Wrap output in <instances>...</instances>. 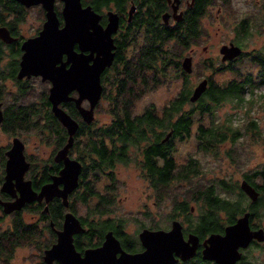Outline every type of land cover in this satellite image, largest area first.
<instances>
[{
    "label": "clouds",
    "instance_id": "obj_1",
    "mask_svg": "<svg viewBox=\"0 0 264 264\" xmlns=\"http://www.w3.org/2000/svg\"><path fill=\"white\" fill-rule=\"evenodd\" d=\"M59 2L63 5L64 9L65 0H59ZM75 2L80 11L87 10V12L91 14L87 6L82 7V5H86L87 0H75ZM129 2L135 3V0H129ZM169 2L175 4L176 0H169ZM186 2H188V0H186ZM31 3L34 5L32 8L26 9L19 17L13 16L10 20L18 39L21 36H31L34 37V39H38L49 23V10L53 16V0H34V2ZM45 4L48 6L45 7ZM227 8L231 12V18L228 20V23L220 29L214 39L223 43L235 39L241 47L258 50L260 54L264 56V47H262L264 46V0H230ZM242 16H247L249 18V24L243 33H239L237 30V22ZM64 27L65 24L58 30L55 21V29L57 31L63 30ZM87 30L88 32L93 31L91 27ZM29 41V39H26L24 45ZM73 42L71 44V49ZM76 42L79 43V41ZM167 46L168 45H165V47ZM197 51L199 52V49H197ZM232 51L234 52L235 50L233 49ZM213 52L215 53V64L221 63V55H223L225 61H227L228 49H225L223 52L213 49ZM25 53V47L23 55L21 56L17 50L11 46L8 38H5V36L0 37V72L5 74L10 73L14 70V66L18 64V70L21 74L31 76V79L24 81V83H26L29 90L34 95H39L43 91L40 78L44 77L48 79L52 87L53 81L49 76H45L40 72H23L22 62ZM62 53L67 54V61L71 63V61L68 60V53L66 51L59 52L58 60H60ZM204 55L207 54L200 53V56ZM55 62L52 65L53 68H56ZM61 64H63V62H61ZM100 67L97 69L96 73L99 72ZM247 71L253 81L264 79V65L257 63L247 69ZM20 83L21 82L17 81L14 77H9V83L5 88V95L8 99L20 93ZM245 98L255 99L258 105H264V83L251 88ZM62 99H66V97L63 95L56 98V100ZM254 111H259V109H255ZM81 116L87 119L88 114L85 115V112L80 110L79 115L73 114V119L79 120ZM63 118L67 120V117ZM253 118L255 117L245 115L243 109H240L236 111L234 116L230 117V122L234 126L240 127L244 125L248 119ZM220 122L219 120L217 121L218 124ZM257 123L264 129V119L258 120ZM68 124L69 130H71V121H68ZM0 131H3L9 139L11 136H20L25 145V151L23 153H21L18 143L10 146L6 142L4 145L0 146V201H14L13 203H0V237H7L4 243L0 245V250L3 252V255L0 256V264H62L61 259L54 255L46 254L51 252L53 246L60 244L61 235L64 233L65 223L68 218H71L74 222L75 230H79V225L76 224L71 216H65L63 214L64 210H60L59 214H49L47 217H44L38 206L28 203L30 198L22 196L20 189L16 186V176L8 177L7 162L10 157L8 154L5 155L9 147H11V150L17 147V155L22 162L25 158H28L35 163L37 157H40V163L46 164L56 150L57 141L52 140L47 144H42L38 139V130L30 128L27 124H15L10 128L0 129ZM242 140L244 143L241 145L239 154L236 159L232 161L231 166L226 167L223 172V179L227 186L215 185L214 191L209 193L213 198V203L204 204L203 199H197V211L194 213L185 211L184 209H177V202L186 199L183 194L173 193L169 190L168 193L164 195L163 199H161L160 189L152 188L149 191L147 180L143 181V191L137 189L131 193L132 203L125 202L124 204H117L114 198L115 194L109 193L103 188V185L98 186L101 188V191L96 192L95 195L90 196L88 199H83V189L77 186L78 182L75 178L74 170L71 172V178L69 180L62 178V172L59 173L54 189L50 187L51 185H48L46 188L50 189V191L41 194L44 190L41 189L40 195L45 198L66 196L68 198V208L74 213L79 214L82 219L86 220L90 228L95 230L98 234L106 231L109 226L126 228L130 219L128 216L129 211L132 213L131 220L136 224L138 229L144 227L145 221L154 227L158 219L163 220L165 226L170 227V230L155 232L140 231L139 236L142 241L141 236L145 232L148 234L160 233L168 235L173 233V229L175 228V236L178 238L180 244H183L189 251L181 254L177 252L175 248L170 249L168 252L170 264H197V261L193 259V249L196 247L197 241L195 236L189 234L192 232H197L201 235L209 232L219 233L216 235H207L206 239L203 241V256L208 258V264H264V208H260L255 212L254 222L251 225L252 228L260 229V231H249V224L246 222L247 217H245L244 214L253 213L254 211L252 206V195L249 192L241 191L242 186L240 185V181L245 178V175H250L252 161H264V156L259 155L260 153H264V131H262L260 138L254 141H250L247 137H242ZM9 152L10 151H7V153ZM80 155L81 151L77 149L73 159L79 158ZM92 158L93 154L89 152L88 159L91 160ZM96 159H99V157H96ZM206 161L209 163L202 168V171L210 175L212 173L209 169H214L220 163V160H213L210 155H205L203 159H200L199 165L195 166L199 167L200 165H205ZM102 166L105 169L113 167V165L108 164L106 161L102 162ZM73 169H75V165ZM22 172L23 170L19 173V181L21 184H26L21 179ZM6 179L11 186V194L4 188ZM25 179H33V170L30 169L29 173L25 174ZM120 179H125V177L121 176ZM253 179H255L257 183H260L258 179ZM79 183L82 184V181ZM56 184L63 185L62 189H57ZM26 185L27 191L31 193V185ZM129 185L131 186V181H129ZM121 194L123 195V193ZM101 195L110 199V203H108L107 206L96 204V201ZM149 195L152 198V206L150 207L148 204L142 205L140 201L144 200ZM262 198H264V191H262ZM201 204L204 205L203 208L200 207ZM138 209L141 210L140 219L135 218V213ZM237 216L242 217V219L235 220V223H232ZM173 218L178 222H173L169 225L168 221ZM53 220L55 221L56 227L63 229L61 232H55L54 236V229L50 223V221ZM27 221L32 222L34 235L29 239L22 240L17 234V225L24 224ZM37 221H39V224H37ZM229 223H232V226L225 228L224 225ZM181 225H183V228H181ZM134 235L135 232L131 234V236ZM123 236L126 243L131 242V237L127 231L123 233ZM190 237L192 239H190ZM211 237H215L217 241L226 240V255L220 258L216 256H205V249L211 247ZM109 239L115 243L118 249L113 251L112 258L114 260L118 259L121 255L120 248L117 241L114 240L111 235L106 236L102 245L94 250L100 249ZM67 243L76 258L81 259L80 256L73 251L69 233L67 236ZM143 246L144 250L139 254L146 251V245L144 243ZM21 248H23V251H20ZM45 249H48V251L45 252ZM117 253H119V255H117Z\"/></svg>",
    "mask_w": 264,
    "mask_h": 264
},
{
    "label": "trees",
    "instance_id": "obj_2",
    "mask_svg": "<svg viewBox=\"0 0 264 264\" xmlns=\"http://www.w3.org/2000/svg\"><path fill=\"white\" fill-rule=\"evenodd\" d=\"M126 1L87 0V3L99 12H103L107 8L123 11L126 7ZM210 1L195 0L194 7L189 12L191 15L184 17L182 22H179L177 26H170L160 21V13L165 6L162 0H135L137 14L133 18V21L138 27L143 25L144 43L132 54L126 56L124 50L127 49L131 41L135 40V35H133V38L131 37L132 29L129 30L130 33L120 35V43L114 52L112 64L103 71L106 73V77L103 76V79L107 80L109 86L107 93L103 95L110 99L108 111L111 113V119L96 126L94 131H104L103 135L109 139L107 142L108 149L105 148L103 143L100 144V147L103 149L93 144L92 152H98L99 159L93 160L91 164L82 165L80 182L82 181L83 186V199H88L90 196L95 195L96 192H99L93 188L90 180L87 179L88 171L95 168L104 171L105 168L102 166V162L105 161L113 166L118 162L127 163L135 161L139 163L138 166L146 167L153 179L150 186L158 187L162 192L160 198L164 197L165 188L169 184V179L173 175L172 170L175 166L178 170L176 174L179 180L181 178L189 179L192 174H200L199 167L195 166L198 165L196 159L189 158L185 164L177 166L173 156L170 154L172 147L171 137L183 138L184 136L191 135V127L195 121V110H198L201 115L203 113L208 114L210 119L208 123L199 120L195 126V134L200 149L216 152L222 143L226 141L234 143L241 136V132L235 127L223 122L218 124V120L216 119L214 121L213 114L214 109L227 100H232L236 104L242 103L246 97L245 94L251 88L257 86L258 82L264 81V79H259L258 81L251 80L249 73L240 76V80H229L225 84L213 83L210 77L205 90L194 102L189 100L191 85H189L186 79L177 95L161 108V113L156 112L153 104L148 105L139 115L132 112L136 100L147 91L158 86L161 82V75L164 74L167 66L174 62L176 63L177 56L188 45V40L200 33L201 27L198 15L201 14L206 4L210 3ZM239 27H241V30L238 29L239 33H243L246 30L244 27L242 29V22L239 24ZM173 37L177 40V43L174 44L175 46L168 45V41ZM165 45L168 46L165 47ZM11 46L19 53L18 48L14 47L13 44ZM258 60L264 65L263 59L259 58ZM16 66H14V70L10 73L5 74L0 72V79L8 76L15 78ZM43 82L47 83V80ZM19 88L20 93L13 97V105H8L10 112L4 113L2 120L3 129L10 128L15 124H27L30 128L38 130V136L41 141L49 143L52 140H56L57 149L64 142L65 134L67 135V133L50 111L46 87L39 95H34L24 82L19 84ZM105 88L104 85V90ZM4 89L5 85L0 81V99L5 94ZM186 104H189L190 108H185ZM61 105L72 116L73 114L79 115L72 101L63 102ZM91 125L79 120L77 131H83V128L84 130H89ZM249 127L253 130L257 129L254 120L249 122ZM167 131H171L172 136L164 140ZM143 152L145 154L160 156L161 162L159 167L153 162L145 163ZM233 152V148L226 150V154H228L231 160H234ZM52 164H45L43 166L40 178L38 180L34 178L32 181L33 187L38 188L43 181L48 179V172L51 169L57 168L55 166L50 167ZM32 167L36 168V165L32 164ZM156 175L159 177L158 179H156ZM257 175L262 179L260 183H257L253 179ZM245 179L252 183L261 193L256 200L257 206H255V211L259 207L264 208V198H262V191H264V169L250 172V175H245ZM217 184L227 186L224 179L207 181L201 184L191 183V180H189L187 188L181 193L186 199L177 202V209L191 212L189 204L190 202L196 203L197 199H203L204 204L213 203V198L209 193L214 191V187ZM106 190L110 193V186ZM53 203L55 204H52L51 201L48 205L50 214H59V211L63 210L61 201L57 199ZM108 203H110V199L101 195L96 204L107 206ZM35 205L40 208L42 213L43 202H37ZM203 206V204L200 205L201 208ZM83 225L84 230L83 232L80 231L79 235H84L85 240L89 242L96 240L98 242L102 238V233L98 234L95 230L91 229L88 222L84 219ZM108 228H112L116 234L120 233V229L115 226H109ZM81 232L83 234H80ZM95 233L97 237L94 239L92 235ZM17 234L22 240L31 238L34 235L32 223L25 222L24 224L17 225ZM197 234L200 237L205 235ZM6 239L7 237H0V245ZM2 255L3 252L0 250V256ZM193 259L197 261V264L199 262H207L200 255L195 256Z\"/></svg>",
    "mask_w": 264,
    "mask_h": 264
},
{
    "label": "water",
    "instance_id": "obj_3",
    "mask_svg": "<svg viewBox=\"0 0 264 264\" xmlns=\"http://www.w3.org/2000/svg\"><path fill=\"white\" fill-rule=\"evenodd\" d=\"M18 1L25 5H31V2H34V0ZM44 6L47 7L48 5L45 4ZM83 6H87L91 14L88 13L87 10L80 11L75 0H65V7L63 9L62 5L61 8L63 24L59 26V19L54 9L53 0V16L55 20L49 10V23L46 26L44 32L41 34V36L38 39H34V37L29 36L22 40L20 44V50L22 51L20 54L21 56L23 55L24 47L26 48V53L22 62V71L34 73L40 72L43 73L45 76H49L52 79L53 87L48 79L44 77L40 78L41 81H49L50 84L47 89V100L50 103V111L67 132L65 142L55 151L53 155V160L55 162L62 161V166L58 169L57 173L51 175L50 181L42 183L37 189L33 188L31 180H27L24 178V173L28 169L30 162L26 158L23 162L21 161V159L17 155V147H14L12 150L11 147H9L7 151L10 152L7 153L6 151L5 153V155L8 154L10 157L9 161L7 162L8 177L16 176V186L18 189H20L22 196L30 198L28 200V203L33 201L41 202L43 200L45 202L43 206V211L47 210V203L53 196L45 198L44 196L40 195L41 189H44L41 194L50 191V189L46 188V186L48 185H51L50 187L54 189L56 179L59 173L61 172L62 178H64L65 180H69L71 178V172L74 170L75 178L78 182L79 173L82 168V164L79 160L73 159L68 155V150L73 144L74 134L76 133L79 127V121L73 119V116L61 105V103L66 101H72L79 114L80 110H83V112H85V115L88 114L87 119H84L81 116V120L86 124H90L94 119V108L97 105L102 92L100 74L106 67L112 64V61L114 59L115 44L113 42L112 33L117 29L118 26L119 17L117 12L113 9L106 10L104 13L106 15V23L105 25H102L99 22L101 14L97 12L94 8H92L89 3H87L86 5H82V7ZM177 8L178 0H176L175 4H171V13L166 11L161 13V18L164 24L168 23V17L170 15L176 20L180 18L181 14L177 12ZM134 9L135 5L132 4L128 9V18H130ZM55 21L56 28L58 30L61 29L65 24L64 29L61 31H57L55 29ZM89 27L93 29L92 32H88L87 29ZM2 36L8 38L9 42L13 40V37L9 34L8 30L4 26H0V37ZM26 39H29L30 41L24 45ZM76 41H79V43ZM72 42L73 45L71 49ZM75 44L77 45V49L74 48ZM225 49H228L227 60H231L239 56L242 52L241 47L232 42L221 44V46L219 47V51L223 52ZM233 49L235 50L234 52L232 51ZM60 51H66L68 53V60H70L71 63L67 61L66 53H62L60 56V60H58ZM63 56L65 57L63 58ZM221 60L225 61V57L223 55H221ZM54 62L56 68L52 67ZM61 62H63V64H61ZM99 67L100 70L96 73ZM181 67L187 73L191 72L192 68L190 55H187L182 59ZM18 69L19 65L16 70V78L20 79L23 77H31L21 74ZM206 85V78H203L199 82H197V84H195L189 95V100L192 102L196 101L200 97L201 93L205 90ZM73 90L76 92V94L74 95L71 94ZM63 95L66 97V99L56 100L57 97H61ZM84 100L87 101L88 106L82 104ZM63 117H67V120ZM2 119L3 114L0 107V123L2 122ZM68 121H71V130H69ZM17 143L20 145L21 153H23L24 144L19 137L15 136L12 138L11 145H15ZM74 165L75 169H73ZM22 170L23 172L21 173V179L24 181V183L31 185V193L27 191V185L21 184L19 181V173ZM240 185L242 186V191L251 193L252 200L257 197V190L247 180L242 179L240 181ZM62 187L63 185L56 184L57 189H62ZM4 188L7 189L11 194V186L8 184L7 179ZM60 198L62 199L63 205L67 206L68 198L66 196ZM13 202L14 201L12 200L0 201V203ZM249 214L250 213L244 214V216L247 217L246 222L248 224ZM64 215L71 216L72 219L76 222V224L79 225V230H75L74 222L71 220V218H68L65 223L64 233L61 235L60 244L53 246L51 252H48L46 254L54 255L57 258L61 259L62 264H170L168 258V252L170 249L175 248V250L181 254H184L185 252L189 251L183 244H180L178 238L175 236V228L173 229V233L168 235L160 233L148 234L147 232H145L141 236V241L139 236L140 231L155 232L170 230V227L168 229H150L144 227L138 232V237L141 244L143 245L144 243L146 245V251L142 254H139L140 252L131 254L124 251L121 248L119 241L113 235L112 231L108 230L105 232L104 238L108 235H111V237L117 241L121 252V255L118 259L114 260L112 258L113 251H116L118 249L116 248L115 243L110 239L100 249L94 250L95 248L100 247L102 245L104 239L102 240L100 245L96 247L86 248L83 251V254L77 251L73 246V251H75L81 258L77 259L76 256L72 253V250L67 243V236L69 233V239L72 242V234L78 231H83L84 226L81 224L78 217L72 212L66 211ZM239 219H242V217L238 216L235 220ZM173 222L178 221L173 219L171 220V223ZM232 223H235V221ZM232 223L227 224L224 227H231ZM61 231H63L62 228L57 230V232ZM249 231H260V229H252L249 225ZM189 234L195 236L196 241L198 243L199 240L197 235L193 233ZM216 234L219 233L210 232L208 235ZM206 237L204 239H206ZM190 239L192 238L190 237ZM210 242L211 247L205 249V256H216L217 258H220L226 255V240L217 241L215 237H211ZM195 249L196 247L193 249L194 254ZM47 251L48 249H45V252ZM201 256L203 259L208 260V258L203 256V247L201 249Z\"/></svg>",
    "mask_w": 264,
    "mask_h": 264
},
{
    "label": "rangeland",
    "instance_id": "obj_4",
    "mask_svg": "<svg viewBox=\"0 0 264 264\" xmlns=\"http://www.w3.org/2000/svg\"><path fill=\"white\" fill-rule=\"evenodd\" d=\"M229 3L230 0H211L210 3L208 2L206 4L204 10L201 12L202 14L201 17L199 18V24L201 27L200 33L196 35L194 38L188 40V45L184 49H182V51L177 56L176 63L174 62L173 64L167 66L166 71L164 72L163 75H161V82L158 84V86L150 91H147L138 100H136L132 110L134 114L137 115L141 114L145 110V108L150 104H153L155 106L157 113H161V108L165 104H167L170 99H172L174 96L177 95V93L179 92V90L183 85V82L186 79H187L186 81H188L191 87L197 84V82H199L204 75H208L209 77H211V80L214 83L225 84L229 80H233V79L240 80L239 78L240 76H243L246 73H248L247 69L256 65L257 63L261 64L258 59L261 58L264 60V56H262L260 52L258 53V50H253L244 47L242 48L244 51L242 57L241 58L238 57L239 58L238 60L237 58L234 59L232 61V64L226 66L224 61L221 60V57H220L221 60L220 64L214 63L215 53L213 52V49L219 51V47L221 46V44H223V42L216 41L214 37L218 34L220 29L228 23V20L231 18V12L227 8V5ZM106 10L108 9H104L103 12H105ZM241 22H242V29L243 27L246 29L249 24V18L247 16L240 17L237 22V30L238 29L241 30V27H239V24ZM133 26L134 27L132 29L131 37L133 38V35H135V40L131 41L127 49L124 50V54L126 56L132 54L144 43L143 25L138 27L136 26V24H134ZM176 43L177 40H175L173 37L171 40L168 41L167 44L174 45ZM197 49H199V52L197 51ZM200 53H206L207 55L200 56ZM189 54H191L192 56V65H191L192 70L191 72L187 73L181 67V61L185 56ZM0 81L3 82L6 88L7 84L9 83V78L5 77L4 79H0ZM41 83L43 89L45 90L46 87V91H47L49 84L43 81H41ZM258 83L262 84L264 83V81ZM105 87L106 88L104 94H106L107 89H109L107 83L105 84ZM246 95L247 93L245 94V96ZM30 97L32 98V96ZM12 98L8 99L6 97L4 103L11 101ZM85 105L88 106V103L86 102ZM109 107H110L109 97L102 96L98 104L95 106L94 119L90 123V125L91 124L94 125H91L88 131H94L96 126H98L103 122H108L111 119V113L108 111ZM185 108H190V105L186 104ZM240 109H243L245 115L254 116L255 118L248 119L244 125L240 127H236L228 119L234 116L236 114V111H239ZM255 109H259V111H254ZM194 119L195 121L191 127L192 130L191 135L184 136L183 138L173 139L172 141L173 146L170 149V154L173 156V159L177 164L184 163L189 158H194L197 160V163L199 165L200 159H203V156L205 155H210L213 158V160L219 159L220 163L214 169H209V171L212 173L210 175L202 171V168L205 167L207 163H209L206 161L205 165L199 166L200 174H192L189 177V179L181 178L179 180L177 176L173 177L169 182L168 186L165 188V194L163 193L164 195H166L169 190H171L173 193H179V194L183 193L185 188H187V184L189 180H191V183L201 184V183H206L207 181L210 182V181H217L218 179H223V172L225 168L231 166L232 161L236 159L237 155L239 154V151L241 150V145L244 143L242 137H247L250 141H254L257 138H260L262 131H264V129H262V126L257 123L258 120L264 119V105H258L255 99L244 98V101H242V103L236 104V102L232 100H227L223 102L220 106H217V108L214 109V114H213L214 121L216 119L223 123L229 124L232 127H235L237 130L241 132V136L234 143H231L229 141L222 143V145L219 146V149L216 152H212V150L205 151L200 149L198 147V139L195 134L196 132L195 126L197 122L199 120H202L204 123H208V121L210 120L209 115L206 113H203L201 115L198 112V110H195ZM251 120L255 121L257 125L256 130H253L251 129V127H249V122ZM0 129H3L2 126L0 127ZM83 131H86V129L84 130L83 128ZM12 137L13 136H11L9 139V137L6 136L3 131H0V146L4 145L6 142L10 145ZM41 142L42 144H47V142H43V141ZM231 148H233L234 150L233 152L234 160H231L228 154H226V150H230ZM72 152H74V150H72ZM259 155L264 156V153H260ZM26 159L29 160L28 158ZM40 159H41L40 157H37L35 163L29 160L30 165L27 170L29 171L30 169L33 170V175L38 174L40 172L41 166L44 165L40 163ZM32 164H35L36 168L32 167ZM258 169H264V161L253 160L250 168V172H253L254 170H258ZM29 171L27 173H29ZM106 171L111 175L109 176L106 173ZM144 173H145L144 169L138 166V163L135 161H130L127 163L120 162L117 163L115 166L106 169L105 171L99 168L89 170L87 179H89L92 186L99 191H101V188L98 187L99 185H103L104 189H107V187L110 186V193L115 194L114 196L115 202L117 204H124L125 202L127 203L133 202L131 200V193L133 191L137 189L143 191L144 180H147V187L149 191L153 188L150 186L151 183H148L149 181L144 176ZM121 176L125 177V179H120ZM256 179L259 180L260 178L258 177ZM129 181H131V186L129 185ZM121 193H123V195ZM160 194H162L161 190H160ZM140 203L142 205L148 204L151 207L152 206L151 196L150 195L147 196L144 200H141ZM190 205L193 206L192 213L196 212L197 203L192 202ZM140 212L141 210L139 209L136 210L135 213L136 219H140ZM128 216L130 217V219L126 226V230L128 232H133L137 229V226L131 220V216H132L131 211L128 212ZM27 223H32V222L27 221ZM37 224H39V221H37ZM168 224L169 225L171 224V220L168 221ZM144 226H150V224L147 221H145ZM155 226L168 228L165 226V222L159 219L156 221ZM20 251H23V248H21ZM198 264H208V262H199Z\"/></svg>",
    "mask_w": 264,
    "mask_h": 264
},
{
    "label": "flooded vegetation",
    "instance_id": "obj_5",
    "mask_svg": "<svg viewBox=\"0 0 264 264\" xmlns=\"http://www.w3.org/2000/svg\"><path fill=\"white\" fill-rule=\"evenodd\" d=\"M7 1V2H6ZM162 2H164L165 3V6H164V9L162 10V12H170L171 13V3L169 2V1H167V0H162ZM194 3H195V0H188V2H186V0H178V8H177V12H179L180 14H181V16H180V18L179 19H175V18H173L171 15L168 17V25H170V26H177V24H179V22H182V20H183V18L184 17H186V16H188V15H191V14H189V12L191 11L190 9H192L193 7H194ZM87 4V3H86ZM135 5L136 3H130L129 2V0H127L126 2H125V10H123V11H116L115 9H113V10H115L116 12H117V14H118V17H119V20H118V26H117V29L112 33V37H113V42H114V44H115V47H114V52H115V50H117V47H118V44L120 43V39H119V36L120 35H122L123 33H130V31L129 30H131V29H133V25H134V17H135V15L137 14V9H136V7H137V5H135V9H134V11L132 12V14H131V16H130V18H128V9L130 8V6L131 5ZM128 5V6H127ZM34 5L33 4H31V5H25V4H23V3H21L20 1H18V0H0V17L2 18L1 20H0V26H4L7 30H8V32H9V34L13 37V40L10 42L11 44H13L14 45V47H16V48H18L19 49V54H21V50H20V44H21V42H22V40H24L25 38H27V37H24V36H21L19 39L17 38V36H16V32H15V29L13 28V26L11 25V23H10V20H11V18L13 17V16H15V17H19V16H21V14L26 10V9H29L30 7H33ZM61 8H62V4H60V2H59V0H54V9H55V11H56V14H57V17H58V19H59V26H61L62 24H63V17H62V14H61ZM107 9H112V8H107ZM97 11V10H96ZM97 12H99V11H97ZM161 12V13H162ZM100 14H101V17L99 18V22L102 24V25H105V23H106V15L104 14L105 12H99ZM161 13H160V21H162V18H161ZM201 15L202 14H199L198 15V20H199V18L201 17ZM163 22V21H162ZM230 42H232V43H234V44H236V45H238V46H240V44L239 43H237L236 42V40L235 39H233V40H230L229 42H227V43H230ZM241 47V46H240ZM74 48L75 49H77V45L75 44L74 45ZM243 47H241V49H242ZM243 49H242V52H241V54L239 55V56H237V57H235V58H233V59H231V60H227V61H224V63L226 64V66H228V65H230V64H232V61L234 60V59H236L237 58V60L239 59V58H241L242 57V55H243ZM258 53H259V51H258ZM115 54V53H114ZM190 56H191V54H189ZM65 56H63V58H64ZM239 57V58H238ZM191 65H192V56H191ZM17 68H18V64H17V66H16V68H15V75H16V70H17ZM107 68V67H106ZM105 68V69H106ZM192 68V67H191ZM104 69V70H105ZM103 70V71H104ZM192 70V69H191ZM101 72V74H100V80H101V83H102V92H101V96H100V99L102 98V96H104L103 94H104V85L107 83V80L105 81L104 79H103V76H105L106 77V73L105 72ZM7 78H9V76L7 77ZM31 77H29V78H26V77H23V78H20V79H18V78H16L15 77V79L17 80V81H19V82H21V83H23L24 81H26V80H28V79H30ZM203 78H206L207 79V84L209 83V81H210V77L208 76V75H204L201 79H203ZM213 82V81H212ZM47 83L48 84H50L49 83V81H47ZM214 83V82H213ZM195 86V85H194ZM193 86V87H194ZM193 87H191V91H192V89H193ZM191 91H190V93H191ZM4 92H5V89H4ZM71 94H76V92L73 90L72 92H71ZM99 99V100H100ZM4 100H6V97H5V94H4V96L0 99V103H1V110H2V114H3V116H4V113H9L10 112V109L8 108V105H13V98H12V100L11 101H8V102H6V103H4ZM66 102H70V101H66ZM66 102H64V103H66ZM86 100H84L83 102H82V104L83 105H85L86 104ZM99 102V101H98ZM75 106V105H74ZM86 106V105H85ZM66 109V108H65ZM67 110V109H66ZM94 110H95V108H94ZM79 114V113H78ZM3 120V119H2ZM79 120H81V117H80V119ZM78 120V121H79ZM2 126V122L0 123V127ZM3 128V127H2ZM64 128V127H63ZM88 130V129H87ZM76 131V133L74 134V140H73V144H72V146L69 148V150H68V155L70 156V157H74L75 155H76V150L77 149H80V151H81V155H80V157L79 158H77V160H79L80 161V163L82 164V165H86L87 163L88 164H91L92 163V161L93 160H97L96 159V157H98V152H92V147H93V144L95 145V146H97L98 148H101L100 147V144L101 143H103V145L105 146V148L106 149H108V138L106 137V136H104L103 135V133H104V131ZM66 132V131H65ZM67 133V132H66ZM66 134H65V140H66ZM172 136V132L171 131H167V133H166V136L164 137V140H166V139H169L170 137ZM13 137H15V136H13ZM12 137V138H13ZM17 137H19V136H17ZM20 138V137H19ZM175 138H179V137H171V139H172V141H173V139H175ZM21 139V138H20ZM65 140H64V142H65ZM22 141V140H21ZM23 142V141H22ZM63 142V143H64ZM107 144H105V143ZM11 143H12V139H11ZM11 143H10V145H11ZM62 143V144H63ZM24 144V143H23ZM62 144L60 145V146H62ZM172 145V144H171ZM59 146V147H60ZM173 146V145H172ZM58 147V148H59ZM24 148H25V145H24ZM24 148H23V151H24ZM57 148V149H58ZM56 149V150H57ZM101 149H103V148H101ZM55 150V151H56ZM72 150H74V152H72ZM89 152H91L92 154H93V158L91 159V160H89L88 159V153ZM55 153V152H54ZM54 153L51 155V157H50V159H49V162L48 163H46L47 165L48 164H51V163H53L52 165H50V167L51 166H55V167H57L56 169H51L49 172H48V179H46L45 181H43L42 183H45V182H48V181H50L51 180V175L52 174H55V173H57V171H58V169L62 166V161H59V162H55L54 160H53V155H54ZM143 156H144V158H145V163H148V162H153L157 167H159V165H160V162H161V158H160V156H158V155H154V154H145L144 152H143ZM29 161V160H28ZM30 162V161H29ZM174 162H175V160H174ZM187 162V161H186ZM186 162H184V163H181V164H185ZM119 163V162H118ZM123 163V162H122ZM176 163V162H175ZM45 165V164H44ZM44 165H42L41 166V168H40V172L38 173V174H34L33 175V179L31 180V182L34 180V178H35V180H38L39 178H40V176H41V174H42V171H43V166ZM138 165H139V163H138ZM176 165L177 166H179L180 164H177L176 163ZM141 167V166H140ZM142 169H144V171H145V173H144V176L148 179V183H152V176L149 174V172H148V170H147V168L146 167H141ZM29 170H26L25 171V173H24V178H25V174L28 172ZM104 171H105V169H104ZM177 168H176V166H175V168L172 170V172H173V175L170 177V179H169V182L171 181V179L173 178V177H175V176H177ZM106 173L110 176L111 174L110 173H108L107 171H106ZM260 178L259 180H260V182L262 181V179H261V177L259 176V175H257L255 178ZM159 177L156 175V179H158ZM245 179V178H244ZM245 180H247V179H245ZM255 180V179H254ZM256 181V180H255ZM80 182V173H79V177H78V185L77 186H79V187H82L83 188V186H82V184H80L79 183ZM249 182V181H248ZM41 183V184H42ZM250 183V182H249ZM40 184V185H41ZM256 190H257V192H258V195H257V197L255 198V199H253L252 200V206H253V209H254V211H253V213H250L249 214V225H250V228H252L251 227V225L253 224V222H254V216H255V206H257V203H256V200H257V198L260 196V191L252 184V183H250ZM39 185V186H40ZM32 186H33V184H32ZM33 188H35V187H33ZM94 188V187H93ZM108 188V187H107ZM153 188H158V187H153ZM35 189H37V188H35ZM95 189V188H94ZM95 190H97V189H95ZM99 191V190H98ZM242 191V190H241ZM57 199H59L60 201H61V203H62V199L60 198V197H57V196H53L50 200H49V202L47 203V207H48V205H49V203H51V201H52V204H55V203H53V201H55V200H57ZM41 202H43V204H45V202L42 200ZM30 204H36L37 203V201H33V202H29ZM96 203H97V201H96ZM192 202H190V204H191ZM189 204V208H190V211L192 212V209H193V206L192 205H190ZM44 206V205H43ZM62 206H63V214L66 212V211H70V212H72L74 215H76L77 217H78V219L80 220V222H81V224L83 225V219L80 217V215L79 214H77V213H74L71 209H69L68 208V205L67 206H64L63 205V203H62ZM260 208H262V207H259L258 208V210L260 209ZM257 210V211H258ZM50 210H49V208H47V210L46 211H43L42 210V213H43V216L44 217H47L49 214H50V212H49ZM238 217V216H237ZM173 219H175V218H173ZM172 219V220H173ZM235 219H236V217H235ZM235 219L232 221V222H234L235 221ZM50 223H52L51 225H52V227H53V229H54V231H53V236L55 235V232H57V230H59V229H61L60 227H56V225H55V222L54 221H50ZM230 224V223H229ZM227 224H225L224 226H226ZM84 226V225H83ZM144 227H146V228H150V229H155V228H162V227H160V226H144ZM143 227V228H144ZM169 228V227H168ZM168 228H163V229H168ZM182 228H183V225H182ZM117 229V228H116ZM118 229H120L119 230V232L120 233H115L114 232V230L112 229V228H108L106 231H108V230H111L112 231V233H113V235L116 237V239L119 241V243H120V246H121V248L124 250V251H126L127 253H138V252H141L142 250H144V246L141 244V242H140V240H139V237H138V232L141 230V229H136L135 231H133V232H135V235L134 236H131V234L133 233V232H128L127 230H126V228H124V227H120V228H118ZM252 229H255V228H252ZM106 231H104L103 233H102V238H100V240L97 242L96 240H92L91 242H89V241H87V240H85V236L84 235H79V232L80 231H78V232H75V233H73L72 234V243H73V246H74V248L77 250V251H79L81 254H83V251L86 249V248H89V247H96V246H98V245H100L101 244V242H102V240L104 239V234H105V232ZM125 231H127L128 233H129V235H130V237H131V242H128V243H126L125 242V238H124V236H123V233L125 232ZM83 232V231H82ZM80 233V234H83V233ZM193 234H195V235H197V237H198V243H197V246H196V249H195V254L193 255V258L195 257V256H199L200 255V257L202 258V256H201V249H202V247H203V244H202V241H203V239L209 234V233H207V234H205L204 236H202V237H200L197 233H194V232H192ZM93 237H94V239L97 237V234L95 233V234H93L92 235ZM78 241H82V242H78ZM119 253H117V255H118ZM203 259V258H202ZM203 260H205V261H207L208 262V260H206V259H203Z\"/></svg>",
    "mask_w": 264,
    "mask_h": 264
}]
</instances>
